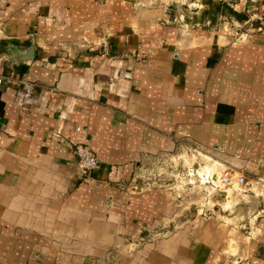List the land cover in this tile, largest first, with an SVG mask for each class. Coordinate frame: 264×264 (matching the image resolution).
<instances>
[{
	"label": "crops",
	"instance_id": "0c3cea01",
	"mask_svg": "<svg viewBox=\"0 0 264 264\" xmlns=\"http://www.w3.org/2000/svg\"><path fill=\"white\" fill-rule=\"evenodd\" d=\"M197 1L0 0V264H36L35 249L47 261L226 263L220 245L264 228L251 188L217 190L211 207L225 210L180 225L173 187L145 168L190 143L211 159L200 174L213 188L223 168L264 179V29L232 26L243 0ZM24 80L39 87L26 105ZM77 143L100 157L91 174ZM247 264H264L259 247Z\"/></svg>",
	"mask_w": 264,
	"mask_h": 264
},
{
	"label": "rangeland",
	"instance_id": "374dc122",
	"mask_svg": "<svg viewBox=\"0 0 264 264\" xmlns=\"http://www.w3.org/2000/svg\"><path fill=\"white\" fill-rule=\"evenodd\" d=\"M261 1L263 0L240 1L239 3L242 5V11H244L245 15L248 17L246 16L245 22H237L236 24L233 23L232 26L238 28L257 27L256 29H264V23L262 25L259 24L264 20V8L262 9L261 5L257 6ZM191 2H193V0H169L168 4H171V6L175 5L176 7L177 5H180V7L185 10L195 9L194 6L193 8H189L192 7ZM197 3L201 2L198 0ZM258 11H260V13L255 14V12ZM227 26H229V24ZM206 155L205 149L197 144L181 143L179 147L170 151H165L163 154L158 156L157 164L147 165V167H145L149 172H154L156 170L160 173L159 176L163 177V188L168 189L169 187H173L179 202L184 205V207H180V225L184 224V222H186L187 225L192 223L190 226L197 228V224L194 220L198 218L199 213H204L205 211L213 209L225 210L223 207H211V200H214L216 197L217 190L225 191L227 188H231L234 192H242L251 188L252 193L255 195L257 200L264 203V179L255 180L246 175L248 181L247 185L242 187L225 186L221 183L220 176L226 169H230L234 173L235 171L231 168H223L216 170L219 175L218 186L213 188L210 180H203L200 171H203V169L209 166V162L211 160ZM240 208L249 211L255 210L256 207ZM261 217L264 218V211L262 212ZM153 233L156 232L153 231ZM241 234L245 237L244 240L236 242V240L231 239L228 243L222 244L218 247L216 251L218 253L220 252L223 255V258L227 257V260L225 261L226 263H220L218 261L215 264H247L251 260L252 254L258 253V247L261 255L264 256V244L257 243L259 239L264 238L263 227L260 225L256 227V222H254L253 227L249 224L247 227L241 228ZM35 251L38 253V257H41L35 258L34 261L36 264H106L104 262L91 260L81 261V259L61 254L58 251H52V255H50L49 258L50 260L47 261L43 259L47 253H44L39 249H35Z\"/></svg>",
	"mask_w": 264,
	"mask_h": 264
},
{
	"label": "built area",
	"instance_id": "2783aa9c",
	"mask_svg": "<svg viewBox=\"0 0 264 264\" xmlns=\"http://www.w3.org/2000/svg\"><path fill=\"white\" fill-rule=\"evenodd\" d=\"M2 83L3 80L0 79V84ZM37 88H39L37 83L29 80H24L21 90L18 93L19 102L23 105L28 104L35 97ZM44 90L50 92L52 95H55L58 91V89L53 86ZM72 149L77 158L79 168L84 175L91 174L93 171L100 167V157L89 144L77 143L73 145ZM220 181L225 186L242 187L248 184L247 176L244 173H234L230 169H226L222 173V175L220 176Z\"/></svg>",
	"mask_w": 264,
	"mask_h": 264
},
{
	"label": "water",
	"instance_id": "95a60500",
	"mask_svg": "<svg viewBox=\"0 0 264 264\" xmlns=\"http://www.w3.org/2000/svg\"><path fill=\"white\" fill-rule=\"evenodd\" d=\"M33 45L31 47V49L28 51L27 57L25 58V63H30L34 59V57H35V47ZM77 165H78V162H77ZM78 169H79V173L81 175H83V172L79 168V165H78Z\"/></svg>",
	"mask_w": 264,
	"mask_h": 264
}]
</instances>
